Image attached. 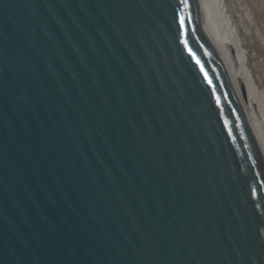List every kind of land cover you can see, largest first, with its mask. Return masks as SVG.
I'll return each instance as SVG.
<instances>
[{
	"label": "water",
	"instance_id": "water-1",
	"mask_svg": "<svg viewBox=\"0 0 264 264\" xmlns=\"http://www.w3.org/2000/svg\"><path fill=\"white\" fill-rule=\"evenodd\" d=\"M239 98L198 0H0V264H264Z\"/></svg>",
	"mask_w": 264,
	"mask_h": 264
},
{
	"label": "rangeland",
	"instance_id": "rangeland-1",
	"mask_svg": "<svg viewBox=\"0 0 264 264\" xmlns=\"http://www.w3.org/2000/svg\"><path fill=\"white\" fill-rule=\"evenodd\" d=\"M221 1L229 23L228 27H223V30L219 26V22L213 19L215 17V9L212 6L214 0L208 1V7L210 11L212 10L211 13L209 11V14L216 28L217 38L219 34L220 40L225 46L228 45L227 42L234 43L239 40L241 48L246 54V65L249 74L259 90L264 91V0ZM247 83L248 95L250 94L249 99L253 106H257L256 110H259L255 93L250 90Z\"/></svg>",
	"mask_w": 264,
	"mask_h": 264
},
{
	"label": "bare ground",
	"instance_id": "bare-ground-1",
	"mask_svg": "<svg viewBox=\"0 0 264 264\" xmlns=\"http://www.w3.org/2000/svg\"><path fill=\"white\" fill-rule=\"evenodd\" d=\"M198 1L200 3L202 17L204 18L219 49L222 51L223 61L226 63V66H228L231 72L234 86L236 88V92L240 97L239 99L241 100L243 110L248 117L249 122L252 123V129L255 132L256 139L260 144L261 150L264 154V91L259 90L255 81L249 74V70L246 65V54L245 51L241 48L239 40L235 41L234 43H232L231 41L229 43L227 42L228 45L225 46V44L220 40L219 34L217 38L216 28L214 27L212 17L209 14V0ZM212 6H214L215 9V17L213 19L219 22V26L223 30L224 26L228 27L229 25L226 19L223 3L221 0H214V5ZM246 83L248 84L250 90L255 93L254 95L257 98L256 100L259 110H256L257 106H253L249 99L250 94L248 95L249 91L247 90Z\"/></svg>",
	"mask_w": 264,
	"mask_h": 264
}]
</instances>
